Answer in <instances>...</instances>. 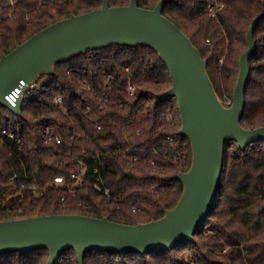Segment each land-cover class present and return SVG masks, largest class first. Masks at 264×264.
<instances>
[{
    "label": "trees",
    "instance_id": "obj_1",
    "mask_svg": "<svg viewBox=\"0 0 264 264\" xmlns=\"http://www.w3.org/2000/svg\"><path fill=\"white\" fill-rule=\"evenodd\" d=\"M107 1L110 6L131 2ZM160 1L138 3L153 9ZM103 2L0 0V58L39 31L99 9ZM163 13L208 61L210 78L221 98H233L240 59L248 49L247 34L257 20V50L250 59L241 124L246 129L264 126V0H169ZM107 74L114 77L108 87L104 84ZM85 82L106 93L112 103L100 104ZM129 83L136 87L133 95L127 92ZM172 85L168 67L152 47L113 43L55 64L50 83L42 93L23 101L20 116L0 105V128L14 130L22 139L20 150L0 132V222L52 214L108 218L131 225L162 218L183 195L184 186L175 176L187 172L193 160L190 140L180 135L177 100H158ZM57 96L70 108L68 116L55 106ZM142 113H146L143 118ZM47 125L57 128L62 144L46 141ZM126 147L132 152L124 157ZM154 148L158 154H153ZM179 155L183 161L175 158ZM133 156L138 158L134 165ZM83 164L88 170L77 197H65L51 186L58 175L70 180ZM101 165L104 182L112 190L109 202L94 188V169ZM14 174L17 177L11 181ZM194 237V242L170 251L145 255L91 249L84 264H264V141L244 150L237 142L226 144L214 206ZM48 259L47 248L0 254V264H47ZM56 264H80L76 250L64 252Z\"/></svg>",
    "mask_w": 264,
    "mask_h": 264
},
{
    "label": "water",
    "instance_id": "obj_2",
    "mask_svg": "<svg viewBox=\"0 0 264 264\" xmlns=\"http://www.w3.org/2000/svg\"><path fill=\"white\" fill-rule=\"evenodd\" d=\"M169 0L153 9L131 0L124 6H110L104 0L99 9L72 15L39 31L0 58V105L17 116L22 103L13 106L6 98L21 81L29 84L42 74H54L57 63L66 62L88 49L110 44H145L156 50L169 69L172 87L158 100H177L182 129L190 140L193 160L187 172L175 176L184 191L177 205L157 220L136 225L123 224L79 214H52L0 222V254H27L47 248V264L75 249L80 264L91 249L119 254L170 251L184 242H194L205 224L220 187L228 142L242 150L264 141V126L246 129L245 93L251 78L250 59L256 53L255 20L247 34L248 49L240 59V74L233 104H222L210 78L208 61L187 34L163 11Z\"/></svg>",
    "mask_w": 264,
    "mask_h": 264
},
{
    "label": "built area",
    "instance_id": "obj_3",
    "mask_svg": "<svg viewBox=\"0 0 264 264\" xmlns=\"http://www.w3.org/2000/svg\"><path fill=\"white\" fill-rule=\"evenodd\" d=\"M210 10L213 12V16H214L215 13L213 11V6H210ZM51 76L52 75L50 74H42L39 76L37 80L32 81L29 84H26L25 81H21L19 86L15 90H13L9 95L6 96L7 100L13 106H16V103L18 100H20L21 103H23L25 99L31 96H34L36 93H42L45 90L46 86L50 83ZM113 79L114 77L111 74L105 75L104 77L105 86L108 87ZM84 85L88 91H91L94 93V96L98 98V101L100 102V104L112 103V101L109 99L106 93L104 92L101 93V92L96 91L93 87H91L86 82L84 83ZM135 91H136V87L133 86L131 83H129L127 87V92L129 93V95H133ZM219 99L222 102V104L226 107H231L233 104V98H230L228 96H225L224 98H221L219 96ZM54 104L60 111H62L64 115H67V116L69 115L70 108L64 105V99L62 96H57ZM90 112L91 111H89V113ZM145 115L146 113H142L140 116L141 118H143ZM2 121L5 122L6 119L4 118ZM97 128L100 130L101 126L98 125ZM44 131H45L47 142L52 139L55 140L58 144H62L64 142L61 134L57 131L56 127L47 125L45 126ZM0 132L7 139L13 141L19 147L20 150L22 149V145H21L22 139L19 133L17 134L14 130H8L7 128H3V129L0 128ZM129 152L131 153L132 149L130 147H126L122 155L126 157ZM11 153H13V151ZM153 154H158V150L156 148L153 149ZM19 157H21V155H19ZM175 158L179 161H183V155L176 156ZM137 159H138L137 157L133 156L130 159L131 164L134 165ZM151 164L153 165L154 162L151 161ZM102 169H103V165L95 167L94 169V173L97 174L94 188L96 191H98L104 196L105 202H109L111 198L113 197L112 190L104 182V178L101 173ZM87 170H88L87 166L83 164L79 172L73 173L71 175L70 180H68L65 176L58 175L54 178V181L51 184V186L56 191H62L65 197L75 198L78 195V190L82 188L84 185V179L86 177ZM16 177L17 175L14 174L11 178V181H13ZM33 189L39 191L35 186H33Z\"/></svg>",
    "mask_w": 264,
    "mask_h": 264
},
{
    "label": "rangeland",
    "instance_id": "obj_4",
    "mask_svg": "<svg viewBox=\"0 0 264 264\" xmlns=\"http://www.w3.org/2000/svg\"><path fill=\"white\" fill-rule=\"evenodd\" d=\"M222 61H223V60H222ZM222 61H221V63H223Z\"/></svg>",
    "mask_w": 264,
    "mask_h": 264
}]
</instances>
